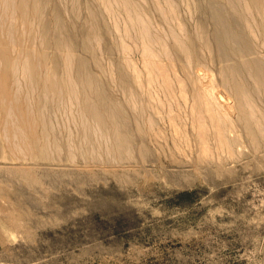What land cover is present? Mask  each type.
Here are the masks:
<instances>
[{
  "label": "rangeland",
  "instance_id": "374dc122",
  "mask_svg": "<svg viewBox=\"0 0 264 264\" xmlns=\"http://www.w3.org/2000/svg\"><path fill=\"white\" fill-rule=\"evenodd\" d=\"M50 1V5L46 8L45 17L48 23L52 24L54 22L53 3L58 0ZM62 1L65 2L63 3ZM69 1L59 0L58 3L60 9H62L63 20H66V29L71 32V34H65V37L71 40L70 48L74 49L71 48V51L78 59L87 63L88 70L92 75L99 79L104 77L105 79L103 80L109 79L108 82H104L108 84V89L105 88L110 98L116 100L118 98L119 102H126V97L122 95L123 90L117 85L116 90H114L116 86L115 83H112L114 81H111L114 78V75H111L112 72L117 73L118 77L115 75L116 78L120 77V73L116 70L122 64V60H124L121 58L125 56L121 54L123 51L118 49V46L116 48L117 40L120 39V33L118 35L117 32L120 30L116 29L118 31H115L113 27L115 26L113 24L114 19L111 18L115 16L119 23L121 21L119 29L121 28L122 30L125 23L121 19L126 21L125 13L120 9L117 2L116 5L115 1L112 2L113 5L111 4L113 8H111L110 13L107 10V12L105 11V5L103 6L104 3L102 4L101 0H98L100 5L97 0ZM79 1L80 4L81 2L83 4L80 5ZM134 1L140 8V12L142 8L145 10L141 12L143 15L148 12V16H145L151 18V22L154 21L152 22L153 25L155 20L157 23L159 19V23L163 20V23H158L161 34H163V29H165V32L169 30V24L167 25L168 22L164 21L162 15L156 10L154 0H150L152 4L148 0ZM173 1L178 5L177 8L174 3L177 8H175L176 13H178L177 17L181 24H185L183 26L185 30L188 28L186 30L189 32L187 33L188 35H192V32L194 33V30L198 29L203 19L207 29V21L204 13H202V3H206V0ZM67 2L68 4H66ZM159 2L164 3V0ZM150 5L152 6L151 8ZM65 6L69 7V9L64 8ZM76 7H79V10ZM115 7L117 10H121L118 14L123 13L122 17L124 18L120 14L116 16L117 13L112 12ZM80 8L83 9L81 10ZM63 9L65 10L64 12H62ZM66 12L69 13L67 14ZM91 12L98 16L95 23L98 28H96V31L100 39L102 38L100 40L101 45L95 43L97 49H89L84 44L88 29L87 23L90 22ZM155 12L158 13L156 14ZM113 13L114 16H112ZM69 14L71 15L70 17ZM82 14L84 15L82 16ZM72 16L74 18H71ZM154 16L158 17L155 18ZM160 16L161 18H159ZM177 17L175 19H178ZM175 19L173 20L174 23H179V20L177 22ZM26 20L28 21L29 17ZM19 21L21 28L24 27L22 20ZM77 25H79V28ZM154 26L158 27L156 23ZM161 27L163 28L161 29ZM70 28H73L74 31ZM112 28L113 33H111ZM78 34L81 35L79 38ZM111 37L112 39H110ZM98 45L101 50L97 47ZM45 48H48V51L45 50L47 58L50 59V55L53 54L54 50L52 43ZM36 49L40 52L39 44H37ZM103 49L104 52L102 51ZM137 50L133 51L132 57H135L134 59L138 61V59L141 60V52ZM100 51L102 52L100 53ZM92 58L93 60L90 61ZM106 59H108V62ZM172 59L177 64L173 65L180 69V64L182 65L184 60L182 55L174 52ZM136 60L135 62H137ZM163 60H166L165 62L167 63L169 62L167 58ZM139 61L138 66L140 65L141 67H139L142 69V60ZM90 62L94 63V67ZM48 63L52 65L53 62H47V65H49ZM110 63L115 66H111ZM106 65H108L109 69ZM98 70L100 74H98ZM101 70L104 74H102ZM172 74H174V70ZM143 77L145 78V72ZM176 90L177 100L183 101L182 98H179V90ZM114 91H116L117 97ZM135 91L136 96L141 100L142 95H139L142 94L141 91H138L137 88ZM124 95L127 94L124 93ZM120 96L125 99L120 98ZM256 99L258 103L262 104L261 102H263L264 104V98L260 101L258 98ZM155 102H153L154 105H156ZM153 106L149 110L153 114L155 123L151 126L147 120V122H143L145 123L144 125H147L146 127L142 124L144 131L145 128L149 129L146 130V133L149 132L147 134L149 137L148 139L146 138L148 146L147 143L141 142V136L139 135L141 132L136 130V120L129 115L131 114L130 112L129 114L127 112L128 118L131 117L129 122H131L130 125L135 134L132 139L133 147L130 150L131 159L121 160L118 157L115 159L116 156H113V158L111 156L104 157L103 153L102 155L97 153L95 156L88 153H85V155L77 153V158H72L67 150H63L60 155L54 154V157L53 153L46 149L42 142L32 143L33 145L31 146L21 145V148L13 145L12 148L10 147V141H6L5 137L2 136V132L3 134L8 132L10 135H12V132L3 130L0 127V130H2L0 131V264H264V144L255 149L252 142L242 137L243 142L239 144L240 146L236 145L234 147L235 151L233 152L235 154L233 153L232 155L235 157L229 156L230 154L228 153V155L224 153L227 156L223 155L224 158L221 157L222 159H217L216 156L213 157L211 155H208V157L203 156L199 150V142L196 137L197 128L194 127L191 113L183 111L185 110L184 108L179 107V110L176 108V111L181 114L177 118V120L179 119L178 122L180 121L178 123L180 128L178 125L176 126L178 133L180 132L178 136L176 130L173 129L176 127H171L173 125L170 122L168 123L167 116L164 120L161 119L164 114L168 113V104L163 106L166 112L162 111L163 108H159L158 113L161 111L160 113H163V116L160 113L157 116V110ZM166 106L168 107L166 108ZM151 108L154 109L155 114ZM66 110L62 108L61 112L64 111L63 114L66 112L67 115L60 114L59 110V113L57 111L59 115L55 116L57 117L54 123L58 140L65 142L71 140V136L75 144L76 142L80 143L82 141L81 133L74 126L75 124L71 120L73 116L69 114V109L66 108ZM183 114L186 116L185 119ZM232 115L234 120L238 119L236 120V122L239 121L237 122L238 124L236 123V127L241 132L242 129H239V127L243 126V123L239 120L240 116L236 112L232 113ZM64 116L71 120L69 121L71 122L70 125L74 127L72 131L70 130L72 127ZM62 118L65 120H62ZM57 119L61 121L60 125ZM181 121H186L187 127ZM181 124L186 128L183 125L181 126ZM163 125L167 127L164 129ZM60 129L63 133H61ZM157 129L162 136L165 137L166 135V137L163 138ZM181 129L182 132L184 131L183 133H181ZM37 130L38 128L36 127ZM143 130L141 131L144 132ZM187 131L191 136H187L189 134ZM155 134L160 135L159 138L158 136L155 138ZM136 135H139L137 140H140V143L136 140ZM185 135L189 140H187ZM168 137L169 139L166 142ZM184 137L187 142L182 139ZM192 138H195L194 141ZM60 141L58 142L61 144ZM173 143L176 146H173ZM180 144H183V146ZM177 146L178 149H176ZM179 148L184 150L182 149L181 151ZM192 148L195 149L193 150ZM20 149L24 151H20ZM85 149L88 150V147ZM96 151H99L98 148H96ZM24 153H27L28 156ZM138 154L140 155L138 156ZM186 154H188L187 157L185 156ZM139 157L142 160L141 162ZM53 162H57L56 165ZM86 164L87 166H85ZM90 164H93L92 167ZM119 164H121L120 167ZM105 166L108 168H105ZM135 166H137V169ZM28 168L32 171L30 172ZM92 168L95 169L92 170ZM148 170L152 173L148 172Z\"/></svg>",
  "mask_w": 264,
  "mask_h": 264
},
{
  "label": "bare ground",
  "instance_id": "6f19581e",
  "mask_svg": "<svg viewBox=\"0 0 264 264\" xmlns=\"http://www.w3.org/2000/svg\"><path fill=\"white\" fill-rule=\"evenodd\" d=\"M58 1H54V8H51L54 12V22L52 24L50 23V26L45 17V12H47L46 8L48 5H50L49 0H0V127L3 130L12 132V135L8 134V132L4 134L2 132V136L5 137L6 141H10L11 146H8L13 148L14 145V147L21 148V145L31 146L33 145L32 143L42 142L44 146H46V149H49L51 153H53V156L54 154L60 155L63 150H67L69 152V156L72 158L76 157L77 153H81V155L88 153L93 156L97 155V153L99 155H102L103 153L104 157L111 156L113 158V156H116L115 159H117V157L121 158V160L127 159L130 158V150L133 147L132 139L135 136L129 119L132 116L135 118L136 130L141 132V134H139L141 136V142L147 143L148 146L146 138L148 139L149 136L147 134L149 132L146 133V130L149 129L145 128L147 125H144L145 123L143 122H147L148 120V123L151 126L155 123L153 114L149 110V108L154 105L153 102L155 101L156 105L153 107L157 110V113L160 107L163 108L162 111L164 112L165 107L163 106L168 104V113L166 115L164 114V116L162 115L163 113H160L161 111L159 113L163 116L162 118L160 116L162 120H164V118L167 116L169 120L168 123L170 122V124L173 125L171 127H176L180 122H178L179 119L177 120V118H179L178 116L181 114H179L180 112L176 111V108L177 110H179V107L184 108L185 110L183 111L191 113L192 116H190L192 118L194 127L197 128V136H195L199 142L200 149H198L203 156H216L217 159H220L227 153L230 154L229 156H234L232 155L234 153L233 151H235L234 147L243 142L242 137L252 142V145L255 149H258L261 144H264V104L263 102L260 104L258 101H256V98H258L259 101L264 98V0H206V3H202V13H204L205 19L207 21V29L203 19L198 29L194 30L195 34L192 32V35L194 34L193 36L188 35L187 33L189 32L186 31L188 28L185 30L183 27L185 24L182 23V25L180 23V20L177 17L178 13H176L178 5L173 0H164V3H160V0H154L156 10H158V12L162 15L164 21L166 20V22H168L167 25L169 24V30L165 32V29H163V34H161L159 28L160 26H158V23L160 22L159 18H161V16L158 18V23L155 20V23L158 26L155 27V23L154 25L152 24L154 21L151 22V18L146 17L148 16V12L146 14L143 12L146 16L143 15L141 13L143 8L140 12V8L134 0H101L102 4L104 3L103 6L105 5V11L107 10L110 13L111 8H113L111 7L113 5L112 2L115 1V3H118L120 9L126 15V21L121 19L123 20V23H125L121 30V28L119 29V24H121L119 16L118 20L120 23L114 16V13H117L116 16L119 15L120 13L118 14V12L121 10H117L116 7L115 10H112V12L114 11L112 14L114 17L111 19H114L113 24L115 25L112 26L115 28V31L120 30L117 32L118 35L120 33V39L117 40L116 48L118 46V49L123 51V53H121L122 51L120 53L124 54L125 56L123 55L124 57L121 58L124 60H122V64L117 67L116 70L120 73V77L116 78L115 75L117 73L115 74L112 72L113 74L111 73V75H114V78H110L111 81H114L112 83H115V86H120V88L123 90L122 95L126 97V102H124L125 104L123 102H119L120 100L118 101V98L116 100L109 97V93L106 90V88L108 89L107 82L109 79L103 80L105 79L104 77H102L103 79H99L98 77L92 75L88 70L87 63L78 59L73 51H71V40L65 37V34H71V32L70 30L66 29V20H63L64 16L62 17L61 15L62 9H60ZM148 1L150 4H152L150 0ZM138 2L141 3L140 1ZM174 3L177 5V8L175 7ZM66 4H68V2ZM81 4H83V2H81ZM67 6L64 8H67ZM151 7L152 6L150 5V8ZM76 8L79 10V7ZM68 9L69 7L67 10ZM64 11L65 10L63 9L62 12ZM66 13L68 14L69 12ZM97 13L99 12L97 11ZM122 14H120L121 17L123 16ZM83 15L84 14H82V16ZM70 16L71 15L69 14V17ZM28 17L29 20L25 21V19H28ZM96 17L98 16H96L94 12H91L90 22L87 23L88 29L87 35L84 39V44L89 49H97L95 47V43L100 44V40L102 39H100V36L96 31ZM176 17L178 19H175ZM71 18L74 17L72 16ZM172 18L176 21L179 20V23L175 22V24L174 21L171 20ZM19 20H22V25L24 27L21 28L19 25ZM161 23H163V20ZM77 26L79 28V25ZM162 28L163 27H161V29ZM71 30L74 31L73 28ZM112 30L113 28L111 31ZM100 32L102 31L100 30ZM111 33H113V31ZM79 34L78 38L81 36ZM110 39H112V37ZM50 43H52L54 50L53 54L51 52L52 55H50V59H48L46 54V50L48 48L46 49L45 47L50 45ZM81 43L79 44L81 45ZM37 44L40 46V52L36 49ZM97 47L99 48L100 46L98 45ZM135 49H138L141 52L140 55L142 60L141 65L143 67L142 69L140 68V65V67L138 66V61L140 59L137 61L134 59L135 57H132L133 51ZM99 50L101 49L99 48ZM102 51L104 52V49ZM102 51H100V53ZM117 52L119 51L117 50ZM174 52L182 55V58L184 59L182 65L178 60H176V62H178L181 66L180 69L179 67L174 66L177 65L174 62L175 60L172 59ZM164 58H167L171 63L165 62L166 60H163ZM91 60H93V58L90 59V61ZM106 60L108 62V59ZM135 60L137 62H135ZM49 61L53 62L52 65H50V63L47 65V62ZM90 63L92 66L94 65L92 62ZM112 64L111 66H113ZM100 67L102 66L100 65ZM106 67H108V65H106ZM110 68L112 69V67ZM173 70L174 74H172ZM144 72L145 78L143 77ZM98 74H100V71ZM102 74L104 73L102 72ZM117 86L115 89L113 86V89L116 90ZM136 88L142 93L139 94L140 96L142 95L141 100L136 96ZM176 89L179 90V98H182L183 100L181 102L177 100L178 95L176 93ZM114 92L116 93V91ZM124 93L127 95H124ZM122 97L120 96V98ZM168 106H166V108ZM62 108L65 110L66 108L69 109V114L73 116L72 117L70 115L74 119L71 117L70 118L73 120L76 129L78 128V132L81 133L80 137L82 138V141L80 142L79 140L80 143H77L74 139L76 142L75 144L71 136V140H67L65 142L58 140L59 138L56 133L54 120L57 118L55 116L59 115L57 114V111L59 113L60 110V114H63L64 111L61 112ZM131 109L133 110L131 111ZM154 109H152V111L155 114ZM127 112L128 114L129 112L131 113L129 114L131 115L130 118H128ZM234 112L238 113L240 116L239 120L243 123V126L239 125L240 127H243H239V129H242L241 132H239L238 128L236 127L238 124L237 122H239H236L238 119L234 120L232 117V113ZM159 113L156 115L158 116ZM134 118H132V120H134ZM185 118L186 116L184 119ZM63 119L64 118H62V120ZM65 119H67L70 125L71 122L69 121L71 120H68L66 117ZM189 120L187 122H189ZM57 121L60 125L61 121H59V119H57ZM186 121L181 122L184 125L186 124L187 127ZM142 124L145 126V131L142 129ZM183 124H181V126ZM70 126V130L72 131L74 127L72 125ZM36 127L38 128L37 131ZM166 127H164V129ZM173 129L176 130L177 135L180 133H178L177 127ZM183 132L181 129V133ZM187 132L185 133L188 134L189 132ZM61 133H63V131ZM156 134L155 138H157L156 136L159 138L160 135L162 136L163 132L162 134L160 133V135ZM189 134L187 135L188 137L191 136V134ZM77 135L76 137H78ZM139 135H136V140L139 138L137 137ZM162 137L165 138L166 135L165 137ZM166 139L167 142L169 137ZM179 139L181 138L179 137ZM182 139H185V137ZM187 140H189V138H187ZM58 141H60L61 144ZM185 142H187L186 139ZM195 143L197 142L195 141ZM189 144L191 145L190 142ZM180 145L183 146V144ZM173 146L176 145L174 144ZM86 147H88V150L85 149ZM96 148H98V152L96 151ZM176 149H178V146ZM182 149L180 150L182 151ZM20 151L24 150L20 149ZM183 153L185 154V152ZM139 155L140 154H138V156ZM187 155L188 154L185 156L187 157ZM203 156L201 157L203 158ZM87 158L89 157L87 156ZM141 161L142 160L140 158V162ZM43 162L45 163V161ZM92 165L93 164H90L91 167ZM99 165L101 164L99 163ZM120 165L121 164H119V167ZM85 166H87V164ZM125 166L127 167V165ZM135 167L137 169V166ZM105 168L108 167L105 166ZM93 169L95 168H92V170ZM148 172L150 171L148 170ZM129 173L131 172L129 171Z\"/></svg>",
  "mask_w": 264,
  "mask_h": 264
}]
</instances>
